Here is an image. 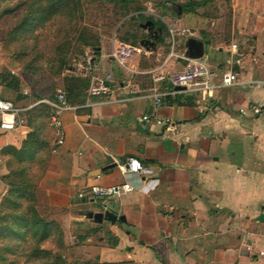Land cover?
<instances>
[{
    "label": "crops",
    "instance_id": "1",
    "mask_svg": "<svg viewBox=\"0 0 264 264\" xmlns=\"http://www.w3.org/2000/svg\"><path fill=\"white\" fill-rule=\"evenodd\" d=\"M230 2L232 22L243 23L237 26L242 47L231 41L213 48L198 40L208 48L206 64L217 73L233 70L237 83L219 89L206 112L198 111L192 96L183 95L182 101L189 97L191 105L164 99L166 105L159 109L161 115L179 122L176 131L145 122L141 117L151 100L140 96L167 85L151 81L141 87L114 73L124 89L133 92L132 101L105 104L92 96L96 99L87 103L91 113L82 116L86 122L71 110L62 116L65 142L70 138L84 143V151L76 155L68 143L67 149L77 174L84 173L85 185L128 182L133 186L108 200L107 210L118 216L114 223L90 218L112 237V244L97 249L105 263L264 264V220L257 219L264 215V0ZM237 28L232 26L233 33ZM233 43L237 56L229 50ZM134 54L126 60V68L111 59L104 71L112 72L115 63L121 73L142 74L137 65L127 64ZM104 56L101 52L100 62ZM181 70L179 61L175 72ZM6 89L0 85V95L9 96ZM252 103L261 107L260 115L253 116L249 110L240 113V108ZM27 133L26 125L8 133L0 130V174L8 171L5 148H19ZM130 156L150 165L154 180L122 174L111 165ZM97 169L101 173L92 176ZM94 206L93 212L105 211Z\"/></svg>",
    "mask_w": 264,
    "mask_h": 264
},
{
    "label": "rangeland",
    "instance_id": "2",
    "mask_svg": "<svg viewBox=\"0 0 264 264\" xmlns=\"http://www.w3.org/2000/svg\"><path fill=\"white\" fill-rule=\"evenodd\" d=\"M48 1L0 0V85L9 92L0 97L32 106L25 112L24 125L38 139L30 151L26 144V153L20 155L14 146L5 148L8 171L0 174V264H105L97 249L112 244V237L90 220L92 205L79 196L86 193L84 173L77 174L67 149L68 143L76 155L84 151V143L70 138L65 142L63 131L56 134L50 125L52 108L44 100H53L58 90L63 91L76 108L73 112L86 122L82 116L91 113L87 103L96 99L88 93L89 82L79 94L68 89L76 78L89 81L93 71L87 69L88 60L91 70L103 72L114 44L128 45L135 54L127 64L137 65L143 73L124 74L113 63V74L141 87L163 75L159 83L165 86L179 62L168 58L169 26L188 28L192 37L206 40L213 48L231 41L242 47L237 26L243 23L232 22L230 0H208L190 12L178 8L188 0H70L53 6ZM143 17L159 20L162 26H145ZM232 26L237 28L234 33ZM185 39L176 36L177 51L184 49ZM142 40L147 43L141 44ZM97 46L105 55L103 62L100 53H94ZM208 57L204 43L201 59ZM23 90L29 94L23 95ZM68 111L60 114L61 123Z\"/></svg>",
    "mask_w": 264,
    "mask_h": 264
},
{
    "label": "built area",
    "instance_id": "3",
    "mask_svg": "<svg viewBox=\"0 0 264 264\" xmlns=\"http://www.w3.org/2000/svg\"><path fill=\"white\" fill-rule=\"evenodd\" d=\"M169 32L171 33L172 46L168 53V58H174L182 63V70L173 73L167 80V86L164 89L158 88L152 93L142 94V98L151 100L150 108L148 112L142 115L143 121H151L154 124L162 127L164 130L176 131L179 126V122L173 118L159 113V109L165 106L164 99L166 97H174L175 95L192 96L197 104V109L200 113L206 112L212 106V99L215 97V93L224 87L232 86L237 83V74L228 68L221 70L217 73L212 70L206 62L199 58L191 57L187 54L186 41L193 36V32L188 28L177 27L175 25L169 26ZM184 35L186 37L184 43V49L177 51L176 36ZM234 55H238L236 44H232L229 49ZM135 53L133 47L125 44H117L112 47L110 53V59H112L118 66L126 68L125 62ZM88 71H93V74L89 76V88L88 93L90 96L98 97L102 103L105 104H119L132 101L134 96H131L133 92L128 89H124L121 82L117 81L112 72H101L97 68H92V62L88 60ZM130 73H135L133 69H128ZM86 77V76H85ZM164 79L163 75L154 78V81H161ZM264 83V82H263ZM180 87L182 89H175ZM23 95H28L27 90L22 91ZM52 108L50 114V125L55 130L56 134L60 136L62 134V124L60 114L64 111H74L75 106L70 105L65 97V93L58 90L53 100H44ZM32 106H19L14 101L0 97V130L2 133H8L18 126L25 124V112ZM253 116H258L262 113V109L257 104H249L247 108H240L239 111L245 114L246 111ZM60 138L58 143H62ZM119 172L122 174H135L141 180L148 181L154 180V171L150 165L143 163L136 157H126L121 161L115 163ZM133 189V186L128 182H122L119 184H113L109 186L101 185H89L86 188L85 194H79L80 197H84L87 202L94 206L100 205L104 210L108 208V200L112 198H119L126 192Z\"/></svg>",
    "mask_w": 264,
    "mask_h": 264
},
{
    "label": "trees",
    "instance_id": "4",
    "mask_svg": "<svg viewBox=\"0 0 264 264\" xmlns=\"http://www.w3.org/2000/svg\"><path fill=\"white\" fill-rule=\"evenodd\" d=\"M46 1V0H44ZM70 0H51L49 2L50 5L53 6V4H59L60 2H62L64 5H66ZM116 2H123V1H126V0H115ZM129 1V0H127ZM208 0H188L187 2L183 3V4H178V8L179 9H182V12H190V11H193L195 8H198V7H202L206 4ZM48 4V3H47ZM45 9V8H44ZM142 17V16H141ZM148 20H151L152 21V18L151 17H143V21L144 22H147ZM154 23V25H157L159 24L160 26H162L160 23L159 20H156V21H152ZM94 53L98 54L100 53L99 52V48L98 46L94 48ZM74 83L70 86V88L68 89V92L70 94H79L78 91L81 90V88L85 87L86 85H88V79L87 78H76L74 79ZM83 82V85H78L77 83L78 82ZM182 98H184L183 95L179 94V95H175L174 97H166L165 100L170 103V104H173V103H176L177 105H191L192 102H191V98L189 97H185V101H182ZM26 117V115H25ZM37 135L34 133V132H28L27 133V136H26V139L23 141V145L20 149H16V148H12L14 151H16L17 154H22V153H26L24 152V148H25V145L27 144V149L28 151H30L29 149H32L33 146H35L36 144H38V139L36 137ZM29 140V143H27V141ZM144 163V162H143ZM117 242V239H115V243ZM105 264H108V263H105Z\"/></svg>",
    "mask_w": 264,
    "mask_h": 264
},
{
    "label": "water",
    "instance_id": "5",
    "mask_svg": "<svg viewBox=\"0 0 264 264\" xmlns=\"http://www.w3.org/2000/svg\"><path fill=\"white\" fill-rule=\"evenodd\" d=\"M147 25L153 26L154 23L151 20H148L145 23V26H147ZM140 43L144 44V43H147V41L144 42V40H142ZM151 45H152V43H151ZM186 48H187V54L191 57L199 58V57L203 56V52H204L203 43H202V41H200L194 37H190L186 41ZM175 89L179 90L182 88L175 87ZM108 159L111 161V158H108ZM111 165L114 166L115 163L114 164L112 163ZM100 173H101V170L97 169V170H95V172L92 176L99 175ZM88 215L94 222H97V223H101L103 220H107V221H110L111 223H114L118 219V216L110 210H105L104 212H89ZM257 219L259 221L264 220V215L260 214Z\"/></svg>",
    "mask_w": 264,
    "mask_h": 264
}]
</instances>
